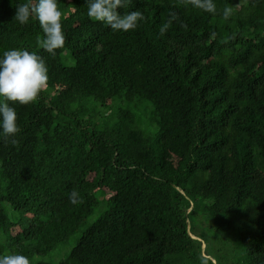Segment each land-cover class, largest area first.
<instances>
[{"label":"trees","instance_id":"16d2710c","mask_svg":"<svg viewBox=\"0 0 264 264\" xmlns=\"http://www.w3.org/2000/svg\"><path fill=\"white\" fill-rule=\"evenodd\" d=\"M28 2L0 0V59L35 51L49 81L35 102H9L16 144L0 129V256L264 264V0H214L215 14L129 0L121 14L145 20L128 32L90 19L86 0H58L54 56L37 19L14 20Z\"/></svg>","mask_w":264,"mask_h":264},{"label":"clouds","instance_id":"9594fccd","mask_svg":"<svg viewBox=\"0 0 264 264\" xmlns=\"http://www.w3.org/2000/svg\"><path fill=\"white\" fill-rule=\"evenodd\" d=\"M87 15L93 21L106 24L113 31L135 30L141 21L145 20L140 10L121 14L119 9L126 8L129 0H86ZM187 3L205 12L215 14L217 9L214 0H187ZM233 14L232 8L223 10L225 20ZM171 19L160 27L163 36L176 19V13L169 14ZM30 18L38 20L44 33L43 39L37 38V43L45 52L54 56L57 49L65 46L66 35L63 29L64 12L60 9L58 0H29L28 3L16 6L14 20L26 24ZM187 28L186 24L181 25ZM214 38L216 33H211ZM235 39V34L231 37ZM48 66L43 56L27 49H12L5 51L0 59V129L6 142L16 144L15 137L21 131L18 125L17 111L12 104L27 105L33 103L48 85ZM78 193L70 194V202L77 203ZM0 264H32L28 256L11 253L0 256Z\"/></svg>","mask_w":264,"mask_h":264},{"label":"rangeland","instance_id":"374dc122","mask_svg":"<svg viewBox=\"0 0 264 264\" xmlns=\"http://www.w3.org/2000/svg\"><path fill=\"white\" fill-rule=\"evenodd\" d=\"M172 159L177 160L176 157H172ZM99 213H100V210L97 209L96 214H99ZM94 219H96L95 215H94L93 217H91V218L89 219V221L94 220ZM79 237H80V235H76V237L72 239V243H73V245L70 246V243H69V244H68L69 246H66V247L61 248V249H62V253H60V255L63 254V251H69V250H70V247H72V246H74V245L76 244V242H77V240H78ZM58 256H59V254H58ZM44 260H45V261H49L47 258H44Z\"/></svg>","mask_w":264,"mask_h":264}]
</instances>
